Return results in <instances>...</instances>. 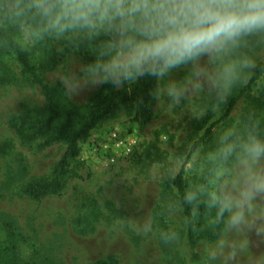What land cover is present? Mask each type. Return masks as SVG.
<instances>
[{
    "label": "clouds",
    "instance_id": "clouds-1",
    "mask_svg": "<svg viewBox=\"0 0 264 264\" xmlns=\"http://www.w3.org/2000/svg\"><path fill=\"white\" fill-rule=\"evenodd\" d=\"M7 29L26 49L54 42L75 54L51 84L66 101L150 79L163 112L210 117L264 72V0H0V45ZM207 161L183 199L212 213L210 264H264V112L218 123Z\"/></svg>",
    "mask_w": 264,
    "mask_h": 264
},
{
    "label": "rangeland",
    "instance_id": "rangeland-1",
    "mask_svg": "<svg viewBox=\"0 0 264 264\" xmlns=\"http://www.w3.org/2000/svg\"><path fill=\"white\" fill-rule=\"evenodd\" d=\"M6 31L22 46L12 29ZM25 50L50 86L65 59L76 58L69 48L54 42ZM82 59L91 57L84 54ZM103 87L109 93L128 89L101 85L70 101L84 108ZM259 98L264 99V74L223 124L234 122L241 113L264 112L256 104ZM43 105L40 89L31 85L15 57L0 46L1 264H94L107 256L114 257L117 264H210L207 250L215 247V240L200 236L214 224L212 213L203 201L191 204L198 238L192 250L174 182L182 169L187 191L203 182L217 125L190 160H185L193 145L223 116L227 105L210 117L196 118L190 108L168 114L155 102L154 118L144 129H138L133 109L118 111L98 130L118 127L128 134L136 133V151L116 165L94 160L88 142L95 130L81 146L80 155L71 161V170L78 177L66 178L60 195L33 200L25 194L26 187L52 174L66 145L45 147L43 140L28 141L11 129L9 122L27 109L40 111ZM145 221H151L148 232L142 230ZM4 223L13 226V236L4 229Z\"/></svg>",
    "mask_w": 264,
    "mask_h": 264
},
{
    "label": "trees",
    "instance_id": "trees-1",
    "mask_svg": "<svg viewBox=\"0 0 264 264\" xmlns=\"http://www.w3.org/2000/svg\"><path fill=\"white\" fill-rule=\"evenodd\" d=\"M4 39L6 42L0 45L1 48L15 57L24 74L29 77L31 85L38 87L44 98V105L40 111L37 109L23 111L18 117L10 120L9 127L22 134L28 141L43 140L45 147H51L56 144L66 145L65 154L55 169H53L52 174L44 179L33 181L26 187L25 194L30 199L43 200L49 196L60 195L65 189L66 178L71 176L78 177L71 170V161L80 155L81 146L92 137V132L101 128L107 118L114 113L128 108L133 109L138 129H144L152 122L155 114V101L149 95V92L154 87V83L150 79L139 81L131 88V91L124 89L109 93L106 91V87H103L96 96L87 102L84 108H79L70 100L66 101L61 96L58 88H53L43 81L31 64L28 52L7 31L4 33ZM263 74L264 72H257L253 79L243 86L238 94L228 102L223 116L212 124L193 145L186 159L187 162L212 135L213 128L218 123H224L231 117L237 103L246 96ZM256 104L264 110L263 98L257 99ZM183 174L184 170L182 169L174 185L177 188L183 207L184 219L187 221L188 242L190 248L194 250L198 238H196L195 223L192 219V205L185 203L183 199L184 194L187 192ZM3 227L11 236L14 235L15 231L10 223H4ZM215 233L216 229L214 224H212L203 231L200 238L214 241L217 239ZM17 264L36 263L20 262ZM94 264H117V262L114 257L107 256L96 260Z\"/></svg>",
    "mask_w": 264,
    "mask_h": 264
},
{
    "label": "built area",
    "instance_id": "built-area-1",
    "mask_svg": "<svg viewBox=\"0 0 264 264\" xmlns=\"http://www.w3.org/2000/svg\"><path fill=\"white\" fill-rule=\"evenodd\" d=\"M88 143L91 158L116 165L136 151L139 139L136 133L128 134L121 128L115 127L107 131H96Z\"/></svg>",
    "mask_w": 264,
    "mask_h": 264
},
{
    "label": "crops",
    "instance_id": "crops-1",
    "mask_svg": "<svg viewBox=\"0 0 264 264\" xmlns=\"http://www.w3.org/2000/svg\"><path fill=\"white\" fill-rule=\"evenodd\" d=\"M97 131V130H96Z\"/></svg>",
    "mask_w": 264,
    "mask_h": 264
}]
</instances>
